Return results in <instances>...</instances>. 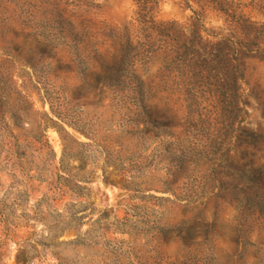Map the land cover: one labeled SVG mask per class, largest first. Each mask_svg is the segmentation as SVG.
I'll use <instances>...</instances> for the list:
<instances>
[{
	"label": "rangeland",
	"instance_id": "1",
	"mask_svg": "<svg viewBox=\"0 0 264 264\" xmlns=\"http://www.w3.org/2000/svg\"><path fill=\"white\" fill-rule=\"evenodd\" d=\"M0 264H264V0H0Z\"/></svg>",
	"mask_w": 264,
	"mask_h": 264
},
{
	"label": "trees",
	"instance_id": "2",
	"mask_svg": "<svg viewBox=\"0 0 264 264\" xmlns=\"http://www.w3.org/2000/svg\"><path fill=\"white\" fill-rule=\"evenodd\" d=\"M252 25L254 24V23H251Z\"/></svg>",
	"mask_w": 264,
	"mask_h": 264
}]
</instances>
